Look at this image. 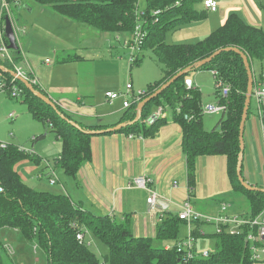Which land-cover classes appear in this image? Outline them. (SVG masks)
<instances>
[{
    "label": "trees",
    "instance_id": "1",
    "mask_svg": "<svg viewBox=\"0 0 264 264\" xmlns=\"http://www.w3.org/2000/svg\"><path fill=\"white\" fill-rule=\"evenodd\" d=\"M30 1L49 7L61 16L100 32L121 33L129 39L140 21L146 35L130 68L142 62L145 50H150L156 60L163 63L161 77L148 83L138 100L131 98V105L114 124L81 122L58 105L56 110L53 109L34 95L22 81L16 80L23 89V102L28 112L33 118L50 127L61 143L60 154L55 159L56 167L68 176H76L81 166L91 158L90 140L94 135L91 131L105 130L125 122V127L104 131L102 134L125 133L133 135L132 137H154L166 124V117L156 119L150 124H146L144 119L153 109L162 105L170 110L171 119L181 127V148L186 158L189 194L193 195L197 183V160L205 156H225L226 174L232 190L244 195L249 203V212L242 214V217L253 220L264 211V192L246 189L236 174L240 151L239 123L247 89V73L243 60L239 53L223 50L210 62L194 66L197 61L218 49L236 48L247 57L253 77L256 78V66L261 78L264 71V29L247 24L236 13H230L222 25L203 39L193 43L169 44L165 41L168 31L205 17V11L197 9L203 0H146V8L141 16L137 11L138 0ZM11 52L15 62L22 58L19 48ZM57 57V62L65 63L79 56L60 54ZM0 65L6 68V74L10 76L11 65L8 62H0ZM190 66H193L190 72H213L217 99L225 106V111L221 113L216 125L210 130L203 126L201 92L196 87L188 89L184 85V78L190 72L178 77L158 96L147 102L140 119L134 122L138 103L179 71ZM218 82L228 86L226 96L221 95ZM32 86L44 93L43 89ZM177 107L180 108L179 113L176 112ZM249 110L250 106L247 118ZM185 114L191 118L185 119ZM39 137H43V134ZM34 155L14 144L8 143L6 147L0 145V229L12 228L28 239L36 238L45 253L46 264H264V255L254 260L251 251L253 244H262L251 243L247 239L248 234H256V226L251 228L249 225H242L238 234H229L223 227L220 233L201 235L199 230H203L202 227L210 223L195 221L192 230L195 239L212 237L215 239L216 248L208 251L206 257L197 255L188 258L185 251L179 252L175 247L180 240V226L185 224L177 215L169 214L161 219L155 239L162 244L156 245L154 238L134 236L129 230L127 217L118 221L109 215L83 209L65 194L33 189L15 170V165L27 159L39 161ZM79 232L83 234L82 240L76 237ZM90 237L105 246L106 250L100 253L101 256L90 248L87 241ZM170 242L173 243L170 247L163 245ZM3 247L6 250L4 244ZM0 264H6L1 253Z\"/></svg>",
    "mask_w": 264,
    "mask_h": 264
},
{
    "label": "crops",
    "instance_id": "2",
    "mask_svg": "<svg viewBox=\"0 0 264 264\" xmlns=\"http://www.w3.org/2000/svg\"><path fill=\"white\" fill-rule=\"evenodd\" d=\"M217 1L218 7L215 11H209L202 3L199 4L197 9L205 11V17L183 24L176 29L185 26L183 28L186 40L183 43H193L203 39L222 25L230 13H236L247 24L264 29V0ZM34 4L36 3L24 0L21 7L24 5L25 9L30 8L29 11H31ZM39 7L42 10L40 21L34 20V25L30 28L29 40L33 39V42L30 40L33 44L44 33L52 32L56 38V44L61 47L54 50L56 65L50 67L48 76H44L43 81L38 77L39 81H37L43 92L56 105L81 122L87 124L117 123L126 110L122 104L123 98L119 97L111 101L106 93L119 90L122 92L127 83L132 85L129 96L136 95L140 90H135L131 81L125 83L123 90L119 88L120 85L113 83L112 78L120 72L117 68L118 61L105 57L107 54L112 56L111 50L102 51L104 57L100 59L94 56L96 53L90 56L85 54L90 49L80 46L81 40L93 38L95 35L99 37L101 36L100 31H94L87 25L61 16L49 7L41 5ZM25 44L28 43H18L22 57L21 47ZM60 54H74L79 57L69 62L59 63L57 56ZM45 60V65L52 64L50 59L49 63ZM188 76L191 77L190 74ZM255 80H259V76ZM193 87H196L194 81ZM165 117L166 124L154 137H129L130 135L125 133L94 134L90 140L91 158L81 166L75 177L64 174L63 170L55 166V159L61 151V147L59 148L57 144L55 145L57 152L55 147L51 150V153L56 152L52 157V169L47 170L48 164L42 168L28 166L24 169L35 174L38 180H43L44 175H47L50 186L54 188L44 183L45 185L40 190L65 194L83 209L96 214L109 215L118 221L127 217L129 230L136 237L155 239L157 226L161 219L169 214L177 215L185 200L190 201L194 209L204 215H217L220 205L227 203L231 206L230 210L227 209L228 214L242 216L243 213L239 209L233 208L236 203H239L241 193L233 191L229 184L225 156H205L197 160V183L193 195L189 194L186 158L181 148V127L171 119L170 110L166 109ZM41 134L43 133L34 135L35 139L32 142L45 136L43 134L40 138ZM243 138L242 176L248 183L264 187L263 132L253 131L245 126ZM32 153L39 161L42 159L35 152L32 151ZM24 161L17 163L15 170L26 182L27 178L24 173L17 169L18 165ZM47 162L50 161L47 160ZM51 171H54V177ZM138 175L146 176L148 187L157 194L154 207L146 201L149 196L148 190L132 185L133 178ZM51 178H55V183L50 182ZM232 195L234 196L231 197ZM244 198L246 199L245 196ZM184 225L185 229L181 236H178L179 239L188 233V226L186 223ZM87 241L90 246L93 243L96 244L91 237L87 238ZM160 243L155 239L156 245ZM172 244V242L163 243L166 248ZM96 248L100 253L105 252V249L98 245ZM196 249L198 250L197 246Z\"/></svg>",
    "mask_w": 264,
    "mask_h": 264
},
{
    "label": "rangeland",
    "instance_id": "3",
    "mask_svg": "<svg viewBox=\"0 0 264 264\" xmlns=\"http://www.w3.org/2000/svg\"><path fill=\"white\" fill-rule=\"evenodd\" d=\"M145 8L146 0H138V13H142ZM41 12L42 10L41 7H39V4H34L31 11L25 9L24 5L20 8L12 7V18L15 23L14 29L16 41L18 40L17 44L20 42L28 43L21 47L23 57L17 61L16 64L26 74L31 71L38 81L39 78L43 81L44 76H48L50 67L56 65L54 58L56 52H54V50H56V48H61L58 44H56V38L53 36L52 32L44 33L33 44L31 41L33 42L34 40H29V32H31L30 28L34 25V20L40 21L39 18L41 16ZM22 27H25V32L21 30ZM183 27L185 28V26ZM183 27L176 31H168L165 35V41L169 44L183 43L184 40H186ZM90 28L94 31H99L92 27ZM100 35V38L95 35L93 38L81 40L80 46L90 49V51L85 54L90 56V54L96 53L94 56H98L99 59L104 57L103 52L106 49L111 50L112 56L110 57L109 54H107L105 57L118 61L117 68L120 73L112 79L114 84L120 85V89L123 90L125 83L127 81H131L135 90L144 91L148 83L154 82L160 78L163 63L158 62L150 50L144 51V58L139 66H135L130 69L131 53H137V51H132L131 47L126 44V41L129 39V37L127 38L125 34L121 33L113 34L107 32H101ZM31 38L33 37L31 36ZM45 58H49L52 61V66L45 65ZM28 65L30 66V70ZM254 69L256 71L255 76L258 77L260 72L257 70L256 66ZM190 76L192 77L195 86L201 92V104L203 106L215 104L218 97L215 93L213 72L209 70H198L191 72ZM18 80H20V78H18ZM120 91L121 90L114 92L118 93ZM129 100L131 101V97ZM258 109V101L254 97H251L250 110L248 113V118H246L245 121V126H247L249 129L251 128L253 131L256 130L259 132L262 130L258 116ZM9 112H14L17 114V117L14 120H10L7 117ZM167 114H169V112ZM168 116H170V114ZM220 116V113H202L204 128L206 130H210L212 126L217 123ZM11 133L12 136L10 135ZM39 133H43L45 136L35 142H32L34 135ZM0 141L14 144L18 147H21L22 149L33 151L38 154L42 158V161L40 160L38 163H36L32 160H25L18 165L19 167L17 166V169L18 171L24 173L27 178L26 184H28L33 189L40 190L45 184L50 186L47 175H44L43 180H38L35 174H31L24 168L27 169L28 166H37L42 168L45 166V164H48L49 166L47 167V170L52 169V157L57 152L55 145L57 144V146L60 148L61 143L58 139H55L54 133L51 132L46 125L43 126L41 121L33 118L32 114L28 112L27 106L23 102V96L15 98L10 97L5 93L0 94ZM33 146L36 147L33 149ZM54 147L56 148V152L51 153V150H53ZM47 160L50 162H47ZM55 190L57 191L58 189ZM233 196L234 195L231 197ZM241 198L243 200H241ZM222 204L227 205V203ZM235 205L233 207L235 210L239 209V211L243 214L249 212V203L242 194H239V203H236ZM228 206L229 205H227V209L229 208L230 210L231 206ZM202 228L205 233L215 232V227L212 224H206ZM184 229L185 225L182 224L180 226L179 236H181V233L184 231ZM3 244H9V247L12 251L9 253L6 252L4 247L2 248ZM96 245L105 250L106 248L98 241L96 244L93 243V245L90 247L93 251L95 250L99 256H101L99 250L96 248ZM195 246H197L198 252H202L204 250L214 251L216 248L215 239L209 236L200 237L196 240ZM0 253L3 256L6 264H46L45 253L38 245L36 238L28 239L20 231H15L12 228H3L2 230L0 229Z\"/></svg>",
    "mask_w": 264,
    "mask_h": 264
},
{
    "label": "built area",
    "instance_id": "4",
    "mask_svg": "<svg viewBox=\"0 0 264 264\" xmlns=\"http://www.w3.org/2000/svg\"><path fill=\"white\" fill-rule=\"evenodd\" d=\"M203 6L205 9L209 11H215L218 7V1L217 0H203ZM22 5V0H0V62H8L12 67V73L10 76L6 74V68H0V94L5 93L10 97H19L23 96V89L15 82L18 80V78L26 79L31 85H35L38 88L42 89L37 79L34 77L33 73L29 71L27 74L22 71L20 67L17 66L16 62L14 61L11 49L8 48V40L5 37L4 34V28H5V18L8 17L11 21L14 33V21L12 18V7H18L20 8ZM158 11H155L157 13ZM141 16L142 13H139ZM23 32H25V29L22 27L21 29ZM146 35V32L144 31L140 21L136 24L133 33L131 34L130 39L126 41V44L131 47L132 51H137L139 53L140 47L144 41V37ZM16 36V35H15ZM136 52L131 53L130 56V62H132L135 59V56L137 54ZM46 63H49L50 60L46 59ZM30 70V69H29ZM217 84L220 85V93L222 96H226L228 94L229 88L228 86L222 84V82H218ZM184 85L186 88H192L193 87V81L192 78L189 76H186L184 78ZM132 85L131 83L126 84V88L124 91H120L118 93L115 92H107L106 96L112 101L119 97L123 98V107L128 108L132 101L129 100V98H134L138 100V96L142 93L138 91L136 95L129 96L131 93ZM254 97L258 103H259V109H258V116L260 119V125L261 130L263 132V138H264V71H262L261 78L259 80H253V86H252V96ZM202 107V113H223L225 111V106L219 101H217L215 104H208L206 106ZM166 107L165 106H157L152 113L149 114V116L144 119V122L146 124H150L154 122L156 119L163 118L166 115ZM176 112H180V108H176ZM17 117V115L14 112H10L8 114V118L10 120H14ZM185 119H190L191 116L185 114ZM12 136V133L10 134ZM132 137V136H129ZM8 143L1 142L0 145L2 147H6ZM22 149L21 147H19ZM25 150V149H22ZM26 152L31 153L32 151ZM51 175L54 177V171H51ZM51 183H55V178L50 179ZM132 185L135 187L143 188L148 190L149 196L147 197L146 201L151 206L154 207L156 205L157 200V194L153 192L148 187V178L143 175H138L133 178ZM0 191H2V187L0 186ZM177 216L184 220L186 225L188 226V233L185 237L180 239L175 247L177 251H185V255L188 258L195 257L197 255H200L201 257H206L208 255V251L204 250L202 252H198L195 246V236L192 232L193 230V223L195 221H205L206 223H210L214 225L215 232L220 233L223 230V227H225L226 231L229 234H238L240 232V227L242 225H249V227L256 226L257 231L256 234L250 233L247 235V239L251 243H261V246H257L253 244L251 246L252 251V259H260L264 254V211L255 219L250 220L248 218L242 217L240 215H230L227 213V205L222 204L220 206V209L215 216H208L204 215L198 211H196L193 207V205L190 203V201L185 200L182 205L180 206V210L178 211ZM199 233L201 235H205L206 233L200 229ZM78 240L83 239L82 233H77L76 235ZM5 248L7 252H11L9 245H5Z\"/></svg>",
    "mask_w": 264,
    "mask_h": 264
},
{
    "label": "water",
    "instance_id": "5",
    "mask_svg": "<svg viewBox=\"0 0 264 264\" xmlns=\"http://www.w3.org/2000/svg\"><path fill=\"white\" fill-rule=\"evenodd\" d=\"M28 10H30V8H27ZM4 34L5 37L8 40V48L11 50H16L19 48L17 41H16V36L11 24V21L8 17L5 18V28H4ZM228 51V50H232L235 51L237 53L240 54L245 69H246V73H247V89H246V94H245V101H244V108H243V112H242V116H241V120L239 123V147H240V151L238 153V160H237V166H236V174L238 176V179L240 181V183L248 190H252V191H262L264 192V187H257L254 186L250 183H248L247 181H245V179L243 178L242 174H241V166H242V156H243V150H244V138H243V134H244V128H245V121L247 118V112L250 106V102H251V96H252V86H253V73H252V69L250 66V63L247 59V57L238 49L236 48H223V49H218L216 51H214L212 54H210L208 57L201 59L199 61H197L195 63L194 66L198 67V66H202L208 62H210L212 60L213 57H215L216 55H218L221 51ZM0 68H3L0 65ZM193 69V66L187 67L185 69H182L181 71H179L177 74H175L173 77H171L168 81H166L165 83H163L156 91H154L151 95H149L148 97H146L145 99H143L142 101H140L138 103L137 106V113H136V117L134 119L135 121H138L140 119L141 116V112L142 109L144 107V105L149 102L151 99H153L154 97L158 96L164 89H166L170 84H172L178 77L185 75L186 73L190 72ZM10 74H13L12 72H10ZM20 81H22L27 88H29V90L36 95L38 98H40L42 101H44L45 103H47L48 105H50L53 109H57L56 108V103L54 101H52L50 99V97H48L46 94L39 92L37 90H35L33 88V86L26 80L23 78H20ZM57 113H59V111H57ZM75 124V123H73ZM77 126V124H75ZM127 125V123L122 122L119 123L113 127L107 128L105 130H99V131H91L92 134H101L104 131H115V130H119L123 127H125Z\"/></svg>",
    "mask_w": 264,
    "mask_h": 264
},
{
    "label": "bare ground",
    "instance_id": "6",
    "mask_svg": "<svg viewBox=\"0 0 264 264\" xmlns=\"http://www.w3.org/2000/svg\"><path fill=\"white\" fill-rule=\"evenodd\" d=\"M22 59V58H21ZM133 136V135H132ZM177 240V239H176Z\"/></svg>",
    "mask_w": 264,
    "mask_h": 264
}]
</instances>
